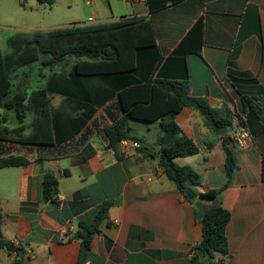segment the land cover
Wrapping results in <instances>:
<instances>
[{
    "label": "crops",
    "instance_id": "1",
    "mask_svg": "<svg viewBox=\"0 0 264 264\" xmlns=\"http://www.w3.org/2000/svg\"><path fill=\"white\" fill-rule=\"evenodd\" d=\"M120 7L96 10L87 22L148 20L155 39L148 52L161 55L153 77L186 79L191 95L232 110V124L216 131L190 106L176 114L179 134L197 147L194 154L174 158L199 174V183L189 184L196 194L190 201L157 156L107 147L103 128L123 117L117 92L139 79L136 74L73 80L71 59L52 70L39 66L40 79H35L41 83L29 88L33 74L21 71L13 92L48 86L50 116L36 134L42 141H23L32 133L31 111L20 133L0 138V158L25 160L0 168V232L9 242L0 247V264H78L82 248V264H193V247L202 238L197 210L215 201H201L200 193L210 188H221L217 201L230 212L227 251H215L213 263L264 264V124L251 112L243 114L240 100L241 94L264 97V0H124ZM237 112L244 126L237 124ZM0 115L9 128L19 125L2 101ZM80 118L83 123L74 131ZM56 122L69 136L57 140ZM127 124L140 148L160 147L158 121L129 119ZM241 128L246 132L239 143L235 134ZM224 138L237 166L226 185ZM45 173L58 181L57 194L48 200L41 194ZM103 203L106 216L85 246L75 237L79 224L91 223Z\"/></svg>",
    "mask_w": 264,
    "mask_h": 264
},
{
    "label": "trees",
    "instance_id": "2",
    "mask_svg": "<svg viewBox=\"0 0 264 264\" xmlns=\"http://www.w3.org/2000/svg\"><path fill=\"white\" fill-rule=\"evenodd\" d=\"M38 1L44 2V0ZM52 1L49 0L50 3ZM9 41L11 51L6 54L0 51V101L6 108L14 111L19 125L9 128L5 125L6 117L0 115V138L2 139H9L13 133H20L25 127L27 112L31 111L34 113L31 124L32 133L23 137V141H42V138L36 134L43 131L45 120L49 118L48 115L50 116L47 105L49 87L35 88L30 92L20 90L13 92L14 83L10 75V70L15 67L38 60L39 51L46 55L41 60L40 70L42 67L52 70L57 64L73 59L70 74L73 80L91 76L106 77L120 73L136 74L139 79H132L117 92V101L123 117L103 128L108 140L107 147L116 151L119 148L120 139H135L130 134L127 120L158 121L160 132L157 142L160 147L153 151L150 147L140 148L139 146L138 150L141 152L145 149L146 155L157 156L163 172L185 196L186 191L190 189L189 184L199 183V174L190 166L179 165L174 158L194 154L197 152V147L190 138L179 134L180 128L175 121L176 114L184 106H190L197 109L204 116L207 124L216 131L232 124L234 114L232 110L226 105L212 107L205 98L191 95L186 79L153 77L161 55L158 52H148L155 47L154 31L150 22L142 17H123L94 24L75 22L30 32L22 31L10 36ZM240 100L243 106L242 113L251 112L264 124V97L241 94ZM242 113H235L239 126L245 124ZM81 123L83 119L80 118L79 124L74 126L73 130L76 131ZM54 128L57 140L69 136V133H60L62 131L57 122ZM227 141L228 139L224 138L225 185L229 183L237 167L233 149L227 145ZM24 163V158L20 156L9 155L0 158V168ZM57 192V178L51 173H45L41 186L42 197L46 200L52 199ZM220 193L221 188H210L200 193L203 200L215 201L203 205L204 216L199 220L202 238L193 247L191 257L193 264L201 261L205 264H214L211 260L214 252L227 251L225 226L230 219V212L217 201ZM106 213L107 203H103L91 223L79 224L75 237L80 238L83 245L86 246L93 234L98 231V225ZM3 246L8 247L9 242L0 232V247Z\"/></svg>",
    "mask_w": 264,
    "mask_h": 264
},
{
    "label": "rangeland",
    "instance_id": "3",
    "mask_svg": "<svg viewBox=\"0 0 264 264\" xmlns=\"http://www.w3.org/2000/svg\"><path fill=\"white\" fill-rule=\"evenodd\" d=\"M123 2L124 0H92L91 3L85 0H53L51 3L49 0H0V51L3 54L11 51L9 38L16 33L64 26L74 22L96 23L87 22V16L96 10L108 12L109 5L114 10ZM94 16L97 17L95 14ZM45 57L46 55L39 51L37 61L20 65L16 69L17 72L10 70L11 80L17 82L22 76L21 71L29 70L33 74L29 88L40 84L35 76L40 79L38 67Z\"/></svg>",
    "mask_w": 264,
    "mask_h": 264
},
{
    "label": "built area",
    "instance_id": "4",
    "mask_svg": "<svg viewBox=\"0 0 264 264\" xmlns=\"http://www.w3.org/2000/svg\"><path fill=\"white\" fill-rule=\"evenodd\" d=\"M87 3H91L92 0H85ZM88 21H93V17L90 16L88 17L87 19ZM246 132V130L244 128H241L240 129V133H236L235 134V139L238 140L239 143H241V139L244 137V133ZM139 142L134 140V139H131V138H122L120 139L119 141V148L123 151H126L130 148H134V149H138L139 148Z\"/></svg>",
    "mask_w": 264,
    "mask_h": 264
},
{
    "label": "water",
    "instance_id": "5",
    "mask_svg": "<svg viewBox=\"0 0 264 264\" xmlns=\"http://www.w3.org/2000/svg\"><path fill=\"white\" fill-rule=\"evenodd\" d=\"M223 130H225V128H221L220 129V131H223ZM186 195H187V197H188V199L190 201H193L195 199V196H196L195 192L193 190H191V189H188L186 191ZM204 211H205L204 206H200L199 209L197 210V213H196V218L198 220H200L204 216ZM84 253H85V248H82V253H81V256H80L78 264H82L83 263V261H84ZM199 264H204V263L201 262Z\"/></svg>",
    "mask_w": 264,
    "mask_h": 264
}]
</instances>
